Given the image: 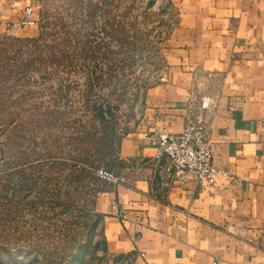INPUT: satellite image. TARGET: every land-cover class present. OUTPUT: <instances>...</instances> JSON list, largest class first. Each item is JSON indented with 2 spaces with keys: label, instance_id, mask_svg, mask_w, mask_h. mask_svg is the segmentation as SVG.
Instances as JSON below:
<instances>
[{
  "label": "rangeland",
  "instance_id": "1",
  "mask_svg": "<svg viewBox=\"0 0 264 264\" xmlns=\"http://www.w3.org/2000/svg\"><path fill=\"white\" fill-rule=\"evenodd\" d=\"M37 4L29 36L0 28V264H100L95 202L112 181L96 170L119 174L118 141L163 76L178 12L174 0Z\"/></svg>",
  "mask_w": 264,
  "mask_h": 264
},
{
  "label": "crops",
  "instance_id": "2",
  "mask_svg": "<svg viewBox=\"0 0 264 264\" xmlns=\"http://www.w3.org/2000/svg\"><path fill=\"white\" fill-rule=\"evenodd\" d=\"M174 1L165 71L118 141L117 179L95 202L100 264H264V0ZM28 3L0 0V28L35 32L13 26ZM188 124L204 128L214 166L228 173L213 186L172 176L146 139Z\"/></svg>",
  "mask_w": 264,
  "mask_h": 264
},
{
  "label": "built area",
  "instance_id": "3",
  "mask_svg": "<svg viewBox=\"0 0 264 264\" xmlns=\"http://www.w3.org/2000/svg\"><path fill=\"white\" fill-rule=\"evenodd\" d=\"M23 7L22 17L13 23L14 27L35 26L37 18L35 13V0ZM205 131L199 125L188 124L181 132L172 133L166 128L153 129L146 139L158 146L157 157L165 156L167 165L165 170L178 179L191 176L194 181L207 185H215L216 177L221 174L225 177L228 173L217 169L213 164L212 152L204 141ZM96 175L106 181H115L117 176L113 171L99 167ZM114 212L120 213V208L114 202Z\"/></svg>",
  "mask_w": 264,
  "mask_h": 264
},
{
  "label": "trees",
  "instance_id": "4",
  "mask_svg": "<svg viewBox=\"0 0 264 264\" xmlns=\"http://www.w3.org/2000/svg\"><path fill=\"white\" fill-rule=\"evenodd\" d=\"M150 5V2L148 3V6ZM107 110V109H106ZM102 120H104V117H103V115H101V117H100Z\"/></svg>",
  "mask_w": 264,
  "mask_h": 264
}]
</instances>
